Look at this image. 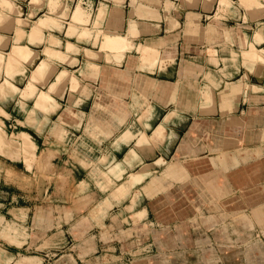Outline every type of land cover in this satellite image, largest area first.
Returning a JSON list of instances; mask_svg holds the SVG:
<instances>
[{"label":"crops","instance_id":"0c3cea01","mask_svg":"<svg viewBox=\"0 0 264 264\" xmlns=\"http://www.w3.org/2000/svg\"><path fill=\"white\" fill-rule=\"evenodd\" d=\"M141 1L102 0L101 7L94 0L82 3L89 7L83 10L88 20L104 16L107 32L127 35L135 47L146 44L159 52L150 68H143L135 47L112 62L102 58L101 64L100 96L108 106L144 97L149 102L140 106L145 107L129 110L127 116L141 117L149 104L153 113L145 122L136 119L141 122L138 128L123 119V127H128L117 129L109 145L122 157L77 158L82 169H93L77 183L72 198L63 195L53 202L10 209L9 196L0 201V218L8 222L12 214L22 230L16 241L24 247L43 245L52 235L55 245L72 246L74 252L65 251L57 259L67 264H217V236L194 237L190 230H216L222 223L246 230V252L240 256L244 264H264V62L243 60V52H250L248 39L255 42V36H264V29L252 34L247 27L250 20L264 19V8L256 15L261 18L205 16L200 12L205 1L199 0L197 8L192 7L197 16H190L179 11L191 6L186 0H171L175 7L169 14L152 0ZM78 28L77 37L82 31ZM242 37L247 48L240 50ZM87 42L91 46L85 51H94L93 41ZM263 42L259 49H264ZM96 52L110 54L99 47ZM121 110L116 115L122 120L126 111ZM64 111L59 113L61 123L78 127L79 117ZM169 112L178 118L168 124L173 136L162 149L171 152H159L157 143L137 144L141 133H153ZM128 129L134 134L131 140L123 138ZM100 172L114 179L107 193L99 188L101 181L91 179ZM131 174L141 177L135 185L127 182ZM136 193L139 205L126 212ZM209 244L214 248L201 247ZM41 256L45 261L48 252Z\"/></svg>","mask_w":264,"mask_h":264},{"label":"rangeland","instance_id":"374dc122","mask_svg":"<svg viewBox=\"0 0 264 264\" xmlns=\"http://www.w3.org/2000/svg\"><path fill=\"white\" fill-rule=\"evenodd\" d=\"M79 1L0 0V190L11 193L7 195L0 192V201H5L10 196L9 200H6L10 202L6 206L10 209L53 202L59 196L60 199L63 198V195L72 198L75 195L77 183L87 179L86 177L89 176L87 173L93 169L87 165L84 166L88 169H82L76 162L77 158L89 159L94 156L113 154L109 150V145L118 133L116 130L122 131L128 127V124L123 127L126 123L122 122L123 119L127 121L130 119L131 124L139 125L141 122L136 119L145 122L147 118L144 113L139 118L127 116L129 110L145 107L140 106L147 101L144 97L141 101H126L120 107L108 106L107 101L102 100L100 96L102 60L110 59L109 62H112L116 56L110 53L103 57L96 51L99 47L100 52H109L106 48L103 50L104 44L101 43L105 42L108 36L115 34L107 32L104 16L96 18L95 21L88 20L83 11L89 8L85 7L87 0ZM94 1L98 7H101L102 0ZM167 1L170 2L167 4L163 0L150 2H156L157 9L165 7L169 14L175 4H171V0ZM186 1L191 6L183 5L184 12L182 8L179 11L183 14L190 13V16H197V13H193L197 12V9L192 7L197 8L199 0ZM203 1L205 4L200 5V12L205 16H235L237 14V16L261 18L256 15L261 8H264L261 0ZM238 22L239 25L242 23ZM262 24L264 19L258 18L257 21L250 20L247 27L250 33L258 34V32L263 33L261 30L264 29V25ZM78 27L82 28V31L77 37ZM117 35L123 34L116 33L115 36ZM126 39H128L127 52L135 45L132 41L130 42L129 37ZM254 40L255 42L248 39L250 52L247 54L243 52V60L246 64L264 62V49L257 47L264 41V36L257 35ZM87 41H93L94 51H85L84 47L91 46ZM244 42L245 38L242 37L239 43L240 50L247 48ZM14 46L18 49H13ZM23 47L26 48L24 52ZM147 47L150 46L139 44L135 48L139 50V54H142V48L144 50ZM152 49L153 53H149L145 59L141 58L142 63L153 60L152 66L155 65L159 52ZM71 55L75 57V60L70 59ZM64 72L63 78H65L58 81L59 76ZM72 76L76 79V87L70 85L71 80L73 81ZM96 77L97 81L94 79ZM51 83L55 84L51 85ZM61 109L72 116L79 117L80 124L76 125L78 127L71 129L63 122L61 123L59 119ZM118 109L126 111L122 120L116 115ZM137 124L135 127L138 128ZM148 134L151 135V131ZM157 145L159 152L166 154L171 152V149L164 151L163 143L159 140ZM113 155L122 157L124 154ZM100 173L92 175L91 179L102 183L107 182L99 184L102 192L107 193L109 184H113L114 179L112 180L109 172ZM128 179L130 177L127 178V182ZM114 183L119 182L114 181ZM127 202L128 199L124 204ZM130 211L132 212V210L127 212ZM4 221L0 218V264H67L57 261L58 257L65 251L74 252L72 248L70 251L69 248L72 247L70 245H55L52 234H50L52 239L47 238L43 245L24 247L16 241V238L22 236V230L18 222L12 218V214L9 215L8 222ZM222 225L216 230L192 228L190 233L194 237L200 234L205 237L217 236V256L220 257V262L217 261V264H244L240 256H244L246 252V230L229 228L224 223ZM256 237H260V233ZM62 239H66L65 236ZM230 241L236 243L231 244ZM201 247H205L206 251L214 248L213 244ZM42 250L48 252L45 261L41 259ZM231 254H238L239 258L230 259ZM73 261L77 264L75 260ZM206 264H212V262H206Z\"/></svg>","mask_w":264,"mask_h":264},{"label":"bare ground","instance_id":"6f19581e","mask_svg":"<svg viewBox=\"0 0 264 264\" xmlns=\"http://www.w3.org/2000/svg\"><path fill=\"white\" fill-rule=\"evenodd\" d=\"M115 35H112V36L111 35L110 36L107 35L109 38H106L105 39V42H103L101 44H104V49L103 50H105V48H106V50L108 49L109 53H114V55L116 56V58L117 57H121L122 58L126 54L124 52H126V50L128 48V46H127L128 44H126V41L128 40L126 38H128V37H126L125 35H117V36H115ZM130 42H131V40H130ZM101 44H100V46H101ZM144 45H146V44H144ZM102 47H103V45H102ZM102 47H101V49H102ZM16 48L18 49L17 46L16 47L14 46L13 49H16ZM19 48H22V47H19ZM140 49H141V47H140ZM22 51L23 52L26 51V48L24 49V47H23V50ZM22 51H20V52H22ZM209 51H210V49H209ZM138 52H139V50H138ZM153 52L154 51H153L152 47H147L144 50L142 48V54H140V57L143 58V59H145L148 56L149 53H153ZM26 54L28 55V53H26ZM256 54H258V53H256ZM106 60L110 61V59H106ZM152 63H153V60H149L147 62H143L142 63L143 68L152 66ZM63 74L65 75V72L64 73H61V75L58 78V81L63 80L65 78V77L63 78ZM71 79H73V81ZM71 79H70L71 80L70 85L72 84L71 85L72 87H76L77 86L76 79L73 76L71 77ZM53 84H55V83H53ZM53 84L51 83V85H53ZM204 92H205L204 95L208 94V91H206V89L204 90ZM153 106H154L153 104H149L146 107V109L144 110L145 111L144 112L145 113L144 115H150V114H152L153 113V110H154V107ZM176 118H178L177 115H174V114H172L170 112L167 113V115L165 116L163 122L160 123L159 125H157L153 129L152 135H148L147 132H144L143 131L142 135L139 136V139L137 141V144H142V145H144L146 143H148V144L149 143H153V144H156L157 143L158 144V140H159V141H161L164 144L165 147H168L169 143L172 140V136H173L171 134V132L169 131L168 124L170 122L175 121ZM133 135L134 134L132 133V131L130 129H128L126 131V133L124 134L123 138H127L128 140H131ZM161 164H163V163H161ZM123 171H124V169H123ZM138 176H140V175H138ZM138 176L137 175L135 176V174H133V175L131 174V177H130L131 182L130 183H132V185H135L138 181L141 180V177H138ZM139 201H140V195H139V193H136L133 196V199H131L130 203L126 206L125 211L127 212L128 210H132V212H133L134 211L133 209H135L139 205Z\"/></svg>","mask_w":264,"mask_h":264}]
</instances>
